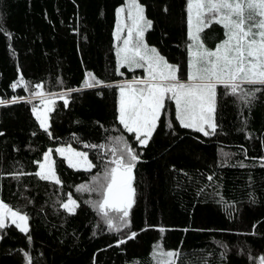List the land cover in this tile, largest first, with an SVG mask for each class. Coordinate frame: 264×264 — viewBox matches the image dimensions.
Here are the masks:
<instances>
[{"label": "trees", "instance_id": "trees-1", "mask_svg": "<svg viewBox=\"0 0 264 264\" xmlns=\"http://www.w3.org/2000/svg\"><path fill=\"white\" fill-rule=\"evenodd\" d=\"M125 1L0 0V25L10 34L0 31V100H19L0 105V200L29 217L27 235L10 223L0 230V264H27L25 253L32 264H155L157 246L178 251L175 264H258L264 256V91L249 106L219 88L217 131L209 136L183 128L174 103L166 101L146 147L119 124L116 87L72 92L67 107L55 95L51 136L39 127L32 113L42 107L32 96L37 83L46 94H59L80 88L87 72L112 85L138 76L126 67L123 75L116 72L113 33ZM139 1L152 21L147 43L178 65L184 79L186 0ZM204 35L211 47L224 37L217 24ZM21 75L27 87L13 89ZM116 137L140 157L131 227L121 231L108 229L93 207L100 190L77 191L103 176L110 149L122 146ZM63 145L85 150L95 167L71 168L54 154L61 183L41 180L35 173L43 154ZM69 195L78 205L74 214L62 207ZM131 232L137 236L128 240Z\"/></svg>", "mask_w": 264, "mask_h": 264}, {"label": "snow or ice", "instance_id": "snow-or-ice-1", "mask_svg": "<svg viewBox=\"0 0 264 264\" xmlns=\"http://www.w3.org/2000/svg\"><path fill=\"white\" fill-rule=\"evenodd\" d=\"M186 10L187 36L191 41L187 46L186 80L180 79L178 65L171 64L157 48L145 41V33L152 28V21L146 18L145 9L139 0H126L125 5L116 10L117 24L113 33L117 42L116 72L123 75L120 72L122 67L129 71L143 69L144 76L112 85L87 72L80 88H71L59 94H46L43 85L37 83L34 87L38 91L33 92L32 96L38 98L43 107L33 106L32 113L39 127L51 136L49 120L50 113L54 110L55 95H59L67 107L70 102L67 97L72 92L116 87L119 91L117 120L124 130L134 134L140 146L148 145L162 114L166 112V101L174 103L175 119L183 128L192 129L204 136L214 135L217 131L215 114L219 88L225 90V95L238 97L249 106L257 98V94L264 91V0H186ZM213 24L222 27L224 38L215 49H209L203 43L202 33ZM0 31L10 39V34L2 25ZM21 86L27 87L22 75L11 87L16 89ZM17 102L19 100L14 97L11 101L0 100V105ZM27 102L31 103V100ZM167 126L172 125L168 123ZM0 135L3 133L0 132ZM116 141L122 146L110 149L112 158L105 165L103 176L92 178L93 187L80 185L77 191L100 190L101 198L93 207L98 210L108 229L121 231L131 227V212L136 203L134 169L140 157L123 137H116ZM85 147L104 148L105 145ZM56 152L67 160L71 168L91 170L95 167L88 159L87 152L77 151L71 146L57 148ZM51 153L52 150L49 149L43 154V162H38L39 171L35 175L41 180L60 184ZM208 179L211 180L212 177L209 176ZM62 207L74 214L78 205L69 195ZM9 220L21 233L28 234L27 214L13 210L0 200V230L9 226ZM159 230L164 231L163 228ZM136 236V232H131L127 239L131 240ZM27 239L31 243L30 235ZM125 242L124 239L119 241L120 244ZM179 255L178 251H164L159 246L153 253L155 264H175ZM25 257L27 264H32V258L27 253ZM259 260L260 264H264V256Z\"/></svg>", "mask_w": 264, "mask_h": 264}, {"label": "rangeland", "instance_id": "rangeland-1", "mask_svg": "<svg viewBox=\"0 0 264 264\" xmlns=\"http://www.w3.org/2000/svg\"><path fill=\"white\" fill-rule=\"evenodd\" d=\"M126 2V1H125ZM139 3L144 7V5L139 1ZM125 5V3H123L121 6H119V7H122V6H124ZM118 7V8H119ZM145 9V8H144ZM145 16H146V13H145ZM146 18L147 19H149L147 16H146ZM150 20V19H149ZM116 24H117V20H116ZM115 30H116V25H115V28H114V32H115ZM204 32H205V30H204ZM204 32L202 33V40H203V43L205 44V46L207 47V48H209V49H215V47L216 46H214V47H211V46H209L208 45V43H207V41H206V39H205V35H204ZM125 35H126V30H125ZM209 37V36H208ZM224 38V37H223ZM114 41H115V39H114ZM145 41H146V33H145ZM147 42V41H146ZM220 42V41H219ZM218 42V43H219ZM190 43H191V41H190ZM189 43V44H190ZM217 43V44H218ZM116 44H117V42L115 41V47H116ZM148 44V43H147ZM216 44V45H217ZM150 46H152V45H150ZM152 47H155V46H152ZM156 48V47H155ZM159 51V50H158ZM170 62V61H169ZM171 64H173L172 62H170ZM175 65V64H174ZM123 68V67H122ZM121 68V69H122ZM120 69V70H121ZM135 70H138V78H142L143 76H144V72H143V69H135ZM178 75H179V77H180V79H181V75H180V73H178ZM187 79V73L185 74V76H184V79H181V80H186ZM127 80V79H126ZM128 80H130V79H128ZM122 81H124V80H121V81H119L118 83H120V82H122ZM53 99L55 100L56 98L55 97H53ZM43 107V106H42ZM41 107V108H42ZM69 146H71V145H63V146H57V147H54V148H52L51 150H52V153H51V159L54 161V154H58V155H60L58 152H56V149L57 148H61V147H69ZM72 147V146H71ZM73 149H75V150H77V151H81V152H86L85 150H82V149H77V148H74V147H72ZM88 159H89V156H88ZM90 160V159H89ZM91 161V160H90ZM41 162H43V160L41 161ZM55 167V166H54ZM81 168H83V167H81ZM84 169V168H83ZM5 203V202H4ZM13 210H15V209H13ZM22 213V212H21ZM9 223H10V220H9ZM28 224H29V220H28ZM258 264H260V260L258 261Z\"/></svg>", "mask_w": 264, "mask_h": 264}]
</instances>
